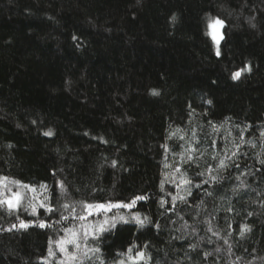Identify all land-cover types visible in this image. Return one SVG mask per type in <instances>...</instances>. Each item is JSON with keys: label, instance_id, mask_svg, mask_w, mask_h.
<instances>
[{"label": "trees", "instance_id": "16d2710c", "mask_svg": "<svg viewBox=\"0 0 264 264\" xmlns=\"http://www.w3.org/2000/svg\"><path fill=\"white\" fill-rule=\"evenodd\" d=\"M261 132L264 0H0V177L29 186L0 206V264H56L50 241L83 231L73 207L137 195L108 215L143 227L88 239L106 264L133 245L141 264H264Z\"/></svg>", "mask_w": 264, "mask_h": 264}, {"label": "snow or ice", "instance_id": "6c2138e0", "mask_svg": "<svg viewBox=\"0 0 264 264\" xmlns=\"http://www.w3.org/2000/svg\"><path fill=\"white\" fill-rule=\"evenodd\" d=\"M175 19V17H173ZM208 27L212 28L214 26H220L223 27V21L219 20L218 18L208 17L207 20ZM215 39V35L213 36ZM222 38V37H221ZM217 55H219V49H217ZM250 67H245L244 69H241L240 71H237L233 73L232 78L239 79L242 72L244 71H250ZM153 95H158L159 93L155 90L152 93ZM213 128L215 129L216 126L213 125ZM179 131V129H177ZM52 133L46 132L45 135H51ZM261 137H264V132L260 133ZM183 139V137H180ZM241 142H243V135L241 134ZM213 144L215 145V141H213ZM254 146V145H253ZM239 147L238 145L236 146ZM192 151H195V149H192ZM231 155L234 157L237 155L236 151H233ZM231 157H229L230 159ZM192 156H188V160H191ZM215 159V156L213 157ZM262 164H264V161H261ZM239 167V165H236ZM165 167H168L166 164ZM199 167V165H197ZM228 165L225 163V159H220L216 171L226 169ZM176 171H179V168L176 169ZM209 173V178L202 181L203 184H210V183H219V179L217 176L211 175V173L214 171L213 168L209 167L207 169ZM199 175L203 176L204 173H199ZM192 183L191 180L187 178H182L181 184L182 185H190ZM9 185H18L21 189H27L28 185H20L19 181H10L7 177H0V206L6 205L9 211L17 209L21 201L23 199V194L21 190H17L13 192L12 188ZM241 187H243V182H241ZM63 188V186H61ZM196 187H201V184H197ZM161 189L163 190V184L161 185ZM32 191H35V189H31ZM189 195H191V189L186 188L184 189ZM233 191H237V189H233ZM207 195L211 196L212 192L208 191ZM181 200H184L183 196L179 197ZM146 199L145 196L137 195L133 199L130 200V202L124 203V202H104V203H81V212L79 214H76L75 208H72V217L73 219H77L79 221H82L80 225V228L83 230L82 234L81 232L75 231L73 229H66L65 230V237L61 238L57 241H50V245H55V250H53V247H49V257L56 260V264H85L86 261H92V264H95L96 261H99V264H106L105 259L102 258L101 255H97L101 252L99 247L89 246L88 239L91 237V239L96 240L100 237L101 234L110 231V229L115 228L117 223L123 222L128 223L129 220L134 221L136 224L143 227L147 222L148 218L144 217L141 219V216L139 213L132 214L130 213L128 216L122 215L119 212H113L111 216L108 214L112 212L113 209H128L131 210L136 207L137 201ZM177 199L176 196L172 197V200L175 201ZM163 203V201H162ZM31 206V205H30ZM32 207V213L36 214V208L35 206ZM40 207H43L46 209V211H53L51 207H47L43 203H41ZM64 208H69V205L65 204ZM231 211V209H228ZM251 215V213H249ZM102 217L99 221H89V217ZM68 217H62V219H67ZM47 225L43 222L39 224V227L44 228ZM15 225H13V228ZM29 227V224L21 221L20 222V228H27ZM247 228H244L241 231V236L244 235V231H247ZM208 231H212V228L209 227ZM215 235V233H213ZM194 247V246H193ZM57 253H59V256H57ZM118 256H123V259H120L119 261H113V264H141L142 261H145V252L138 250L135 245L129 247L127 249L126 253H117ZM207 255V254H206ZM95 258V259H94ZM47 264V262H45Z\"/></svg>", "mask_w": 264, "mask_h": 264}, {"label": "rangeland", "instance_id": "374dc122", "mask_svg": "<svg viewBox=\"0 0 264 264\" xmlns=\"http://www.w3.org/2000/svg\"><path fill=\"white\" fill-rule=\"evenodd\" d=\"M209 31V36L212 39L211 41L214 42V45L218 47L216 44L221 40V27L220 26H214L212 28L208 29ZM215 35V39L213 36Z\"/></svg>", "mask_w": 264, "mask_h": 264}]
</instances>
